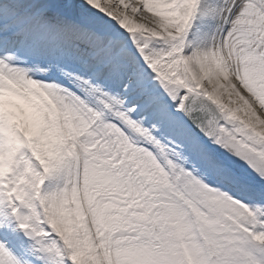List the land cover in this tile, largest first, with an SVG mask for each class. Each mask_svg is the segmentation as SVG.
<instances>
[{
	"label": "snow or ice",
	"instance_id": "1",
	"mask_svg": "<svg viewBox=\"0 0 264 264\" xmlns=\"http://www.w3.org/2000/svg\"><path fill=\"white\" fill-rule=\"evenodd\" d=\"M0 264H264V0H0Z\"/></svg>",
	"mask_w": 264,
	"mask_h": 264
}]
</instances>
